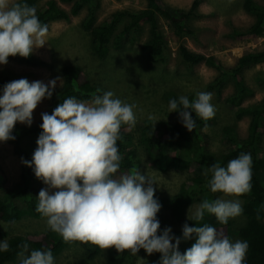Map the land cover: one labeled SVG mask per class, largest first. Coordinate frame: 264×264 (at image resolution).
I'll list each match as a JSON object with an SVG mask.
<instances>
[{
	"label": "clouds",
	"instance_id": "1",
	"mask_svg": "<svg viewBox=\"0 0 264 264\" xmlns=\"http://www.w3.org/2000/svg\"><path fill=\"white\" fill-rule=\"evenodd\" d=\"M48 32L36 8L26 0H0V65H7L10 56L29 58L47 43ZM58 82L62 87L60 77L48 83H30L22 78L3 86L0 142L16 139L13 131L18 122L32 126L34 111L43 100L53 97ZM211 100V92H199L191 102L181 95L169 101L168 110L178 112L180 123L192 132L196 117L204 121L214 117ZM135 107L108 91L95 96L91 103L67 98L51 114H41L38 146L31 161L22 160L47 185L39 192L36 211L66 242H90L104 250L114 247L121 254L128 250L137 255L141 249L148 255L161 253L159 264H245L248 242H233L210 225L185 224L182 238L175 236L171 227L161 232L157 214L162 205L155 198L156 182L139 171L116 176L122 161L117 141L122 125H135ZM207 173H211L208 186L213 193L237 197L249 193L251 154L241 153L226 167L216 162ZM205 211L227 224L230 218L240 216L243 208L238 200L205 199L194 215L189 210L188 218L202 220ZM193 238L195 243L182 254L181 240ZM28 248L24 244L18 254L21 264H55L50 249L25 255ZM8 250L7 239L0 241V252Z\"/></svg>",
	"mask_w": 264,
	"mask_h": 264
},
{
	"label": "trees",
	"instance_id": "2",
	"mask_svg": "<svg viewBox=\"0 0 264 264\" xmlns=\"http://www.w3.org/2000/svg\"><path fill=\"white\" fill-rule=\"evenodd\" d=\"M146 7L139 11L118 10L102 22H99L98 13L101 10L100 0H26V3L35 7L37 15L42 24L48 26L55 22L70 20L72 17L80 16L86 11L82 22L91 38L92 49L98 59L105 61L111 51H119L126 44L133 45L143 34L145 27L148 28V38L140 46L141 52L146 54L152 63H166V52L168 40L161 28L160 19H164L173 32L174 37L183 41L186 36L195 34L191 27L192 20L201 18L199 9L203 0H194L188 10L179 9L168 5L165 0H145ZM262 3L256 0H244L243 9L254 17V23L245 30L234 29L232 37L239 42H251L256 38L264 36V0ZM69 5L66 9L63 5ZM179 56L189 67H195L201 63L218 69L221 74L209 84L211 90L221 95L226 87L228 79L232 80L234 92L225 99L226 105L233 111L237 122L244 118H250L248 133L241 137L234 127L224 129L225 149L222 154L211 151V137L207 133L208 122L196 117V128L189 132L181 123L178 112H175L177 120L174 123L161 121L155 129L152 120L144 122L141 132L134 131L133 126L122 125L120 139L117 141L119 152L122 155L120 169L117 177L134 174L141 170L142 160L133 145L143 149L150 163L159 171L166 173L175 170L179 174L188 173L192 185L180 190V192L169 201L171 214L176 220H181L185 209L194 204H201L205 199L214 201L219 198V192H211L208 181L211 173L206 172L209 167L218 162L226 167L228 162L239 157L241 153H250L252 157V189L249 193L238 196L243 200L242 222L236 225L233 218L227 224H221L215 215L205 211L202 220H189L186 224L190 227L203 226L205 224L214 227L218 233L234 240V238L247 241L249 249L245 264H264V98L254 104L245 105L248 99L255 95L245 79V71L255 65L264 64V51L250 52L242 56L235 67L226 71L222 63L215 57H206L203 54L190 51L183 43L179 46ZM11 57V56H10ZM17 62L28 64L33 67H41L46 63L31 55L29 58L19 56L12 57ZM63 79L62 87L56 88L53 97L49 101V114L65 99L75 97L78 101L90 102L97 95H102L103 90L96 85L86 71L76 64H66L61 69ZM10 81L6 74L0 76V88ZM175 96L171 99H178ZM170 99V100H171ZM195 96H190V102ZM195 119V113H192ZM43 121L31 127H19L14 129L15 140L2 142L11 144L14 153L22 160L31 161L35 149L29 150L24 142L39 135L42 129L39 127ZM138 133V135H137ZM7 176L0 166V183ZM44 183L39 180L32 168L23 163L21 181L13 189L6 191L0 196V221L15 225L24 218L41 220L44 217L36 211L38 195ZM157 198V197H155ZM161 205L165 200L157 198ZM238 223V222H237ZM172 233L182 238V228L173 230ZM235 241V240H234ZM9 250L0 252V264H16L23 245L28 244V252L32 250H51L56 261L67 247L79 244L85 248L86 254L81 259V264H94V260L101 249L93 244L80 241H65L59 234L48 228L40 234L17 235L8 240ZM175 243V241H173ZM195 243V238L181 240L179 249L183 254ZM93 246V250L90 248ZM139 252L147 253L144 249ZM151 256L161 260V253H153ZM137 256L125 250L119 253L114 247L108 249L106 264H137ZM21 264V262H20Z\"/></svg>",
	"mask_w": 264,
	"mask_h": 264
},
{
	"label": "rangeland",
	"instance_id": "3",
	"mask_svg": "<svg viewBox=\"0 0 264 264\" xmlns=\"http://www.w3.org/2000/svg\"><path fill=\"white\" fill-rule=\"evenodd\" d=\"M101 10L98 13L99 22H102L112 13L118 10L139 11L146 7L145 0H100ZM262 3V0H256ZM175 8L188 10L194 0H165ZM244 0H203L199 13L201 18L191 21L190 25L195 34L188 35L179 41L174 37L170 26L164 19H160L161 28L168 40L166 63L155 64L148 60L146 54L141 52L140 46L148 38V28L145 27L140 39L133 45L126 44L119 51H111L105 61L95 55L89 33L82 28V22L86 11L78 17L70 20L55 22L51 25L47 43L37 49L33 55L46 64L41 67H33L17 62L9 57L7 65H0V76L6 74L10 81L26 78L30 83L34 81H48L61 77V69L66 64L80 65L86 73L94 78L96 85L102 88L103 93L111 91L114 98L135 105L136 123L134 131L141 132L144 122L152 120L153 129L159 122L174 123L177 120L175 112L169 113L168 104L171 98L181 95L195 96L199 92H211V103L215 107V115L208 122L207 133L211 137V151L217 155L225 149L224 129L236 126L241 137L248 133L250 118H244L237 122L233 111L226 105L225 99L234 92L232 80L228 79L226 87L221 95L209 88L221 71L201 63L195 67H189L179 56V46L183 43L190 51L200 53L206 57L218 59L226 71L235 67L238 60L247 53L264 51V36L251 42H239L232 37V31L248 29L254 23V17L243 9ZM67 10L69 5H63ZM245 79L248 85L255 90V95L245 103L254 104L264 98V64L255 65L245 71ZM59 82L56 88H59ZM0 88V94H2ZM102 93V95H103ZM91 103V101L89 102ZM48 99L43 100L34 111L36 125L42 121V113L49 112ZM27 127L17 123L14 129ZM138 135V133H137ZM37 136H33L24 142L26 149L37 148ZM142 160L140 173L146 177L149 175L156 184L155 197L165 200L157 218L160 221L161 232L164 228L171 227L172 231L181 229L194 215L200 204L194 203L184 211L181 220H176L171 214L169 201L172 200L185 186L188 188L193 183L188 173L179 174L175 170L162 173L153 166L138 143L133 145ZM0 166L6 173V180L0 183V196L13 189L21 181L22 159L14 153L11 144L0 142ZM47 185H43L46 188ZM42 188V189H43ZM218 199L238 200L243 206V200L237 196H228L218 193ZM191 208V209H190ZM236 225L242 222V215L233 218ZM238 222V223H237ZM49 228L46 218L41 220L24 218L23 221L10 225L0 221V241L9 240L10 237L27 234H40ZM160 234V233H158ZM234 240H238L234 238ZM234 240H232L234 242ZM93 250V246L90 245ZM86 249L79 244L70 245L55 264H81V259L86 254ZM108 249H101L94 260V264H106ZM137 264H159L160 259L147 253H137ZM19 257L16 264H20Z\"/></svg>",
	"mask_w": 264,
	"mask_h": 264
}]
</instances>
